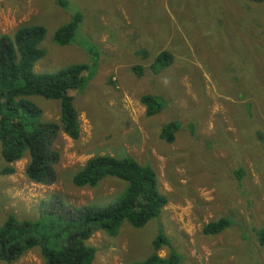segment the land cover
Listing matches in <instances>:
<instances>
[{"label":"rangeland","instance_id":"rangeland-1","mask_svg":"<svg viewBox=\"0 0 264 264\" xmlns=\"http://www.w3.org/2000/svg\"><path fill=\"white\" fill-rule=\"evenodd\" d=\"M78 11L69 43L58 44L56 30ZM22 25L46 31L35 72L83 63L89 74L81 89L69 90L77 139L61 125L59 99L30 97L44 120L60 126L52 143L56 179L31 182L27 155L10 164L0 155V169L14 168L0 175V225L10 214L36 219L55 211L66 218L74 207L106 205L124 181L107 176L95 187H78L73 175L89 157L126 155L156 172L168 202L141 227L124 220L114 236L94 231L86 240L95 248L91 264L140 261L153 253L161 229L167 245L157 252L173 251L179 264H264L256 239L264 225V1L0 0V34ZM161 51L173 60L153 73ZM144 94L160 96L164 108L147 116L139 100ZM170 121L180 125L172 142L160 135ZM221 217L228 223L220 233L202 232ZM42 263L35 247L10 264Z\"/></svg>","mask_w":264,"mask_h":264},{"label":"trees","instance_id":"trees-1","mask_svg":"<svg viewBox=\"0 0 264 264\" xmlns=\"http://www.w3.org/2000/svg\"><path fill=\"white\" fill-rule=\"evenodd\" d=\"M63 2V0H57ZM262 2L264 0H250ZM82 13L58 28L54 39L60 44L69 43ZM42 25H22L12 34H0V155L10 164L25 155L28 161L24 173L36 183H51L56 179L55 164L58 154L52 143L60 126L56 121L42 118V110L31 101V96L59 99L60 122L69 137L79 136L77 113L72 104L70 89H81L88 78L86 64H74L50 73L33 70L35 62L43 56L39 47L45 35ZM173 58L161 51L150 65L153 73L167 67ZM142 66L132 67L135 74H142ZM140 102L145 114L152 116L164 108V100L154 94H144ZM180 125L170 121L161 128L160 135L172 142ZM190 133L192 124H187ZM14 168L5 165L0 175H9ZM237 177L241 171L236 170ZM117 178L126 183L122 191L104 206L88 203L74 207L72 217L61 218L64 213L42 211L36 219H18L10 214L0 225V262L12 263L31 248L38 247L42 264H91L95 248L86 240L96 230L114 236L119 226L127 220L133 227H141L162 211L168 197L158 187L156 172L147 164L131 156L95 155L89 157L73 175L78 187H95L104 177ZM62 206L61 203H59ZM225 217L202 226L204 234L220 233L227 226ZM257 243L264 246V225L256 232ZM167 245L161 229L153 240V253L140 261L126 264H179L177 255L168 251L161 256L157 251Z\"/></svg>","mask_w":264,"mask_h":264}]
</instances>
